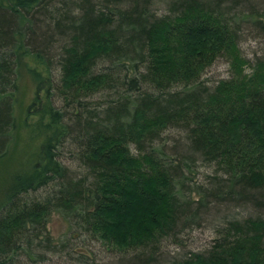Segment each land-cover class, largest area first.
Wrapping results in <instances>:
<instances>
[{
  "label": "trees",
  "instance_id": "trees-1",
  "mask_svg": "<svg viewBox=\"0 0 264 264\" xmlns=\"http://www.w3.org/2000/svg\"><path fill=\"white\" fill-rule=\"evenodd\" d=\"M249 38L264 41V0H0V160L23 61L42 136L0 204V264H264V57L243 55ZM219 58L228 76L203 79ZM52 214L70 237L49 234Z\"/></svg>",
  "mask_w": 264,
  "mask_h": 264
},
{
  "label": "rangeland",
  "instance_id": "rangeland-1",
  "mask_svg": "<svg viewBox=\"0 0 264 264\" xmlns=\"http://www.w3.org/2000/svg\"><path fill=\"white\" fill-rule=\"evenodd\" d=\"M240 47L243 51V55L252 62L256 57H264V41L262 39L252 40L251 38L240 43ZM34 69L38 72V69L29 64H25L23 61L20 64L18 71L17 90H16V104L14 107V115L16 119V128L14 131L13 142L8 153L0 160V204L3 200L14 190L17 189V185L26 179L32 177V166L34 157V151L37 145L42 140V136L37 133L36 122L38 117L28 113V107L34 100L36 78ZM228 76V63L224 58H219L217 61L202 75L203 79H209L211 81L224 79ZM33 112L34 109H31ZM47 230L54 240H60L65 237L67 232V224L61 219L58 214H52L47 224ZM65 234V235H64ZM70 237V235H66ZM189 240L185 237L181 240V244L186 249L189 247L199 246V243L208 242L211 239L209 232L203 230L195 232L190 235ZM71 242L75 245H82L79 243L78 237H73ZM89 246L96 258L101 259V262L107 261L109 254L102 249L98 243L88 242ZM194 243V244H193ZM180 252L182 248H174Z\"/></svg>",
  "mask_w": 264,
  "mask_h": 264
}]
</instances>
